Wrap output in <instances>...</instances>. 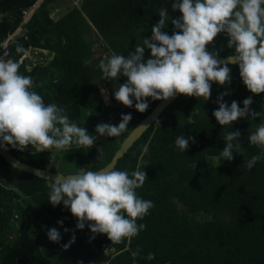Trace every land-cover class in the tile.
<instances>
[{"label":"trees","instance_id":"16d2710c","mask_svg":"<svg viewBox=\"0 0 264 264\" xmlns=\"http://www.w3.org/2000/svg\"><path fill=\"white\" fill-rule=\"evenodd\" d=\"M37 2L0 0V42L22 27L24 34L10 41L14 60L23 54L17 48L27 52L41 47L54 52L47 64L38 61L29 69L26 62L20 68L24 75L43 82L36 91L45 103L64 107L72 121L94 136H98V123L118 125L121 115L128 113L133 118L129 130L121 136L98 137L88 150H8L37 168H45L52 157L55 162L59 153L63 167L70 161L76 170L95 171L111 161L128 134L159 101L149 98L145 113L137 112L134 106L118 105L112 93L115 81L103 80L97 67L103 56L94 54V46L102 44L104 50L127 55L136 44L143 43V38L151 36L146 35L151 34L152 23L159 21L161 7H168L171 18L181 13L171 10L172 0H42L33 16L24 22L26 12ZM59 3L67 6L66 12L53 20L50 13ZM165 30L172 34L171 21ZM227 43V36L219 34L208 50L222 49L219 56L233 54L234 48L229 49ZM149 57L146 49L145 58ZM86 59L92 61L90 66L84 65ZM229 67V85L213 83L208 101L178 95L115 166L129 172L144 170L148 181L137 194L154 203L149 214L137 221L146 225L145 230L130 238V243L128 238L112 243L107 235L90 239L87 226L76 230L77 221L70 210L62 203L53 207L48 202L51 180L18 170L0 156V264H264V149L247 139L260 118L241 119L228 129L212 115L218 107L217 97L225 91L230 92L224 97L229 105L235 100L243 107V100L251 96V109L256 112L264 111V93H250L238 66ZM125 79L121 77L116 83L122 84ZM102 87L109 91L112 103L116 102L115 109L111 102L103 100ZM235 130L241 133V149L232 161H223L220 151L226 146L225 132ZM181 135L195 138L185 153L175 145ZM252 156H260V160L248 170L244 163ZM58 221L63 222V227ZM15 222L14 231L11 225ZM53 227L62 237L60 243H53L61 258L58 262L46 256L39 241ZM64 228L70 231L66 233ZM73 234L75 243L64 250L63 245ZM137 248L141 252L134 257L132 253ZM104 251H112V255L106 262H98ZM149 253L155 254L151 260Z\"/></svg>","mask_w":264,"mask_h":264},{"label":"clouds","instance_id":"9594fccd","mask_svg":"<svg viewBox=\"0 0 264 264\" xmlns=\"http://www.w3.org/2000/svg\"><path fill=\"white\" fill-rule=\"evenodd\" d=\"M171 10L179 11L178 18L169 16L168 7L158 10L159 21L151 28V36L143 38L127 55L112 52L103 56L97 67L103 80L125 82L112 90L115 100L127 108L135 107L139 113L149 108L148 99L168 101L178 95L211 98L213 83L226 86L231 83L229 64L238 66L240 78L253 95L264 93V0H172ZM171 21V35L165 30ZM219 34L227 36V47L234 53L225 59L219 51L208 47ZM150 57L145 58V50ZM18 53H25L17 48ZM90 66L91 60H84ZM21 64L14 59L0 58V149L9 147L18 151L33 148L37 153L55 149L68 153L76 149H90L98 137H119L129 130L131 113L122 114L118 125L98 123L95 132L89 134L85 127L72 121L67 110L57 103H45L36 89L43 87L32 76L20 72ZM105 102H109L108 90L101 88ZM221 93L216 100L218 107L212 115L223 128L231 129L241 119L260 118L247 139L251 145L264 149V111L251 109L252 97L243 100V107L233 100L229 105ZM159 120L156 125H159ZM140 125L139 127H143ZM225 147L220 151L223 161H232L241 149L239 130L225 132ZM192 136H178L176 147L185 153ZM101 149L98 150L100 152ZM260 160L252 156L244 166L251 170ZM53 157L49 160L50 168ZM48 162V163H49ZM48 165V164H47ZM75 173L58 175L51 181L48 202L56 207L61 203L76 218V230L86 226L92 234L107 235L112 243H121L136 237L146 225L137 223L154 207L151 200L137 194L148 181L144 170L129 172L111 166L101 170L77 168ZM64 173V172H63ZM63 227V222L58 221ZM67 233L70 230L64 228ZM50 242L60 243L62 237L57 228L48 230ZM73 234L67 250L75 243ZM140 248L132 255L139 256ZM154 253L148 254L153 259Z\"/></svg>","mask_w":264,"mask_h":264},{"label":"water","instance_id":"95a60500","mask_svg":"<svg viewBox=\"0 0 264 264\" xmlns=\"http://www.w3.org/2000/svg\"><path fill=\"white\" fill-rule=\"evenodd\" d=\"M42 2V0H41ZM41 2L37 7H34V11L40 6ZM32 15V14H31ZM228 56V55H227ZM227 56H219L220 59H225ZM175 99V98H174ZM170 99L168 101H159L156 103L149 113H147V116L144 117L135 128L128 134V136L125 138V140L121 143L118 150L115 152L113 158L111 161L104 165L103 167L97 169L101 170L105 167H113L117 165L120 158L124 156V154L133 146V144L143 135V133L149 128L150 124H152L155 119L163 112V110L166 109V107L174 100ZM140 125H144L143 127H139ZM0 156L11 166L14 168L25 171L28 173H32L36 176L45 178L47 180L54 181L58 175H68L71 173H62L59 171H53L50 169V162L45 168H37L35 166H32L30 164H27L21 160H19L17 157L13 155V153L9 150L5 151L3 149H0ZM95 170V171H97Z\"/></svg>","mask_w":264,"mask_h":264},{"label":"rangeland","instance_id":"374dc122","mask_svg":"<svg viewBox=\"0 0 264 264\" xmlns=\"http://www.w3.org/2000/svg\"><path fill=\"white\" fill-rule=\"evenodd\" d=\"M41 2V0H38V2L29 10V11H27L26 12V15H25V17H26V19L24 20V21H26L29 17H30V14H34L35 13V11H34V7H37L38 5H39V3ZM74 4V3H73ZM59 6L57 7V8H55L54 10H52L51 11V13H50V17L53 19V20H57L58 18H60L65 12H66V9H67V6H63V5H60V3L58 4ZM68 5V4H67ZM156 23H152V25L151 26H154ZM148 31H150V30H148ZM18 32V31H17ZM16 32V33H17ZM151 32V31H150ZM149 35H151V34H147L146 36H149ZM213 47L215 48V45H213ZM93 52H94V54L95 55H97V54H101L102 56H106V57H108V56H110L111 55V52L110 51H107V50H104L103 49V45L102 44H99V45H95L94 46V48H93ZM220 50H222V49H217V51H220ZM33 51V48H31V49H29L28 50V52H32ZM215 51V50H214ZM53 56H54V52H51L50 53V51H48L47 49H45V51H43V54L42 55H39V56H37V59L35 60L34 58H31V59H29V61H30V64H31V67L33 66V64H34V62H38V61H45V63L47 64L48 62H50L52 59H53ZM123 79V78H122ZM115 86L118 88V86H119V83H116V81H115ZM102 88H104V87H102ZM106 89V88H105ZM101 91V90H100ZM82 93H83V89L82 90H80L79 91V94L80 95H82ZM102 95V94H101ZM108 97H109V102L108 103H112V99H111V96H110V93H109V91H108ZM102 98H103V100L105 101V98H104V96L102 95ZM115 103L116 102H114V103H112V106L114 107V109H115V107L117 106V105H115ZM118 105H119V103H118ZM114 109H112V111L114 110ZM87 114H88V111L86 112ZM96 114V113H95ZM97 115V114H96ZM85 117V119H88V116H84ZM62 154H60L59 155V153L56 155L57 157V160L55 161V162H52V164H51V168L52 169H57V170H60V172H75V171H77L74 167H75V165L72 163V162H70V161H68V163H66V167L64 166H62V160L61 159H59L60 158V156H61ZM61 165V167H59ZM67 165L69 166V167H67ZM59 167V168H58ZM16 226H17V224H16V222L15 223H13L12 225H11V229H13L14 231L16 230ZM39 241H40V243H41V245H42V250L46 253V256L48 257V258H50V259H53L54 261H56V262H58V261H60L61 260V258H60V256L58 255V253L55 251V249H54V245H53V242H50L49 241V239H48V237H47V235L45 234V233H43V236L42 237H40L39 238ZM112 255V251H104L103 252V254L99 257V259H98V262H101V263H104V262H106L107 261V259L110 257Z\"/></svg>","mask_w":264,"mask_h":264},{"label":"built area","instance_id":"2783aa9c","mask_svg":"<svg viewBox=\"0 0 264 264\" xmlns=\"http://www.w3.org/2000/svg\"><path fill=\"white\" fill-rule=\"evenodd\" d=\"M45 51V49L41 48V47H34L32 52H25L23 53L20 58L18 59V62L20 64L26 63L27 68L31 69V64L28 63V60L31 58H34L35 60L37 59V56L40 55V52ZM31 57V58H30ZM0 58L2 59H13L12 55H11V50H10V41L9 40H5L4 42H2L0 44ZM37 62H34L33 65H35Z\"/></svg>","mask_w":264,"mask_h":264},{"label":"crops","instance_id":"0c3cea01","mask_svg":"<svg viewBox=\"0 0 264 264\" xmlns=\"http://www.w3.org/2000/svg\"><path fill=\"white\" fill-rule=\"evenodd\" d=\"M31 16H33V14H32V15L30 14V17H29L26 21H24V22H27V21L31 18ZM25 19H26V17H25ZM25 19H24V20H25ZM17 31H18V32H17ZM16 32H17V33H16ZM20 33H23V34H24V30L22 29V27H19L15 32L9 34L8 37H7L5 40H9V41H11L12 39L15 38V36H16L17 34H20ZM5 40H3L2 42H4ZM2 42H0V44H1ZM114 86H115V84H114ZM116 88H117V87L115 86V89H116ZM59 155H60V154H59Z\"/></svg>","mask_w":264,"mask_h":264}]
</instances>
